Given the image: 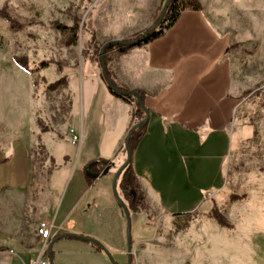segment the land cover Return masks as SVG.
Masks as SVG:
<instances>
[{
	"label": "crops",
	"instance_id": "crops-1",
	"mask_svg": "<svg viewBox=\"0 0 264 264\" xmlns=\"http://www.w3.org/2000/svg\"><path fill=\"white\" fill-rule=\"evenodd\" d=\"M198 1L201 11H183L160 37L123 54L111 52L106 65L118 87L145 93L144 106L149 111L146 133L132 154V170L148 212L129 216L130 249L126 218L113 194L112 178L126 159L122 147L132 126L133 106L110 94L100 66L89 63L68 78L70 117L63 128L42 132L31 96L22 137L15 136L8 118H0L4 126L0 133V264H50L49 245L52 264H112L106 253L90 243L57 239L65 235L94 239L115 264H128L132 242L149 232L150 215L170 219L195 211L204 196L198 195L190 204L191 189L208 167L214 174L212 189L221 186V163L235 105L226 97L224 71L225 66H235L229 48L239 40L217 22H228L240 3L264 0ZM163 3L111 0L109 20L101 22L96 38L101 42L133 39L152 27ZM97 23L92 22L95 30ZM90 38L86 33V45ZM70 129L80 137L77 145L70 142ZM39 147L47 155L46 163H53L32 194V157ZM98 159L109 165L88 188L83 169ZM118 182L116 192L121 198ZM40 222L52 226L47 241L36 234Z\"/></svg>",
	"mask_w": 264,
	"mask_h": 264
},
{
	"label": "rangeland",
	"instance_id": "rangeland-1",
	"mask_svg": "<svg viewBox=\"0 0 264 264\" xmlns=\"http://www.w3.org/2000/svg\"><path fill=\"white\" fill-rule=\"evenodd\" d=\"M110 2L0 0V9L5 7L24 26L13 31L0 19V118L9 119L16 137L26 133L29 96L43 127L58 131L65 126L71 105L68 78L89 63L100 66V48L106 42L97 39L95 31L109 20ZM94 20L97 30L92 28ZM55 23L76 26L73 45H65L70 32L56 29ZM217 25L239 40L229 48L235 66H225L224 71L226 97L235 105L221 163L222 184L212 189L214 174L208 167L191 189L190 204L204 196L195 211L170 219L150 215L149 232L132 242L129 264H264V2L240 3L228 22ZM86 33L91 35L87 45ZM14 58H25L29 71L18 67ZM42 64L47 67L40 68ZM3 127L0 122V133ZM47 159L42 148L33 152L32 194L52 168ZM214 211L226 226L216 223Z\"/></svg>",
	"mask_w": 264,
	"mask_h": 264
},
{
	"label": "trees",
	"instance_id": "trees-1",
	"mask_svg": "<svg viewBox=\"0 0 264 264\" xmlns=\"http://www.w3.org/2000/svg\"><path fill=\"white\" fill-rule=\"evenodd\" d=\"M163 7V5H162ZM162 9V8H161ZM202 10V7L199 3L198 0H171L167 11L162 19V22L159 25V30L154 31L151 35L147 36L145 39H143L141 42L137 43L136 45H141V44H147L149 41L160 37L164 31L170 29L178 20L180 14L183 11H195L199 12ZM0 19L4 20L5 22L8 23L9 28L13 31H20L23 29V24H21L17 18L11 16L5 9V7L0 9ZM156 22V21H155ZM154 22V24H155ZM153 24V25H154ZM152 25V26H153ZM53 27H55L58 30H68L70 32V38L68 41L65 43V45L70 46L73 45L75 40H76V35L74 32L76 31V26H73L71 28L67 27H62L58 24H53ZM149 30V29H148ZM146 32V31H145ZM144 33V32H143ZM143 33L139 34L135 38L141 36ZM134 38V39H135ZM131 46H109L104 50V63H105V75L106 77L110 80L111 85L121 91V92H131L135 93L138 95L140 104L138 103L137 99L133 95H120L111 90L107 85V89L112 94L113 96L121 99L122 101L130 104L133 106L132 110V126L135 124H138L142 122L145 118L147 113H149L148 109L144 106V100H145V93L142 91H128L123 88L118 87L112 80V76L110 72L106 68V63H107V54L113 50H117L118 53L123 54L126 52L127 49H129ZM101 49V48H100ZM14 63L20 67L21 69L25 71H29L28 66H27V60L25 58H14ZM46 64H42L40 68H45ZM103 79V78H102ZM64 79L59 80L53 84L48 85V88H54L61 84ZM106 84V83H105ZM38 126L40 127L42 132H46L48 129L43 127V125L37 121ZM146 126L147 123L143 124L142 126L138 127L133 134L130 136L128 139V147L130 151V160L126 167L122 170V172L119 175V182H118V189L120 192L121 200L124 204V206L120 207L122 208L126 222H129V216L131 213L135 214H145L148 211V206L145 201V198L141 192L138 180L136 176L134 175V172L132 170V154L139 143V141L142 139V137L146 133ZM129 132V130H128ZM127 132V134H128ZM127 136V135H126ZM126 140V137H125ZM124 140V143H125ZM124 143H123V148H124ZM53 163V161H51ZM109 163L98 159L90 162L87 164L84 169H83V177L85 180V183L88 188L92 187L96 180L102 175V172L104 173L108 167ZM213 219L216 221L217 224L220 226H226L224 219L216 212L214 211L213 214ZM57 238V239H61ZM65 239H76L71 236H66L64 237ZM129 243L131 245V238L129 236ZM95 247V250L98 252H104L106 253L105 249L102 247L100 243L92 242L90 243ZM128 248V244H127Z\"/></svg>",
	"mask_w": 264,
	"mask_h": 264
},
{
	"label": "water",
	"instance_id": "water-1",
	"mask_svg": "<svg viewBox=\"0 0 264 264\" xmlns=\"http://www.w3.org/2000/svg\"><path fill=\"white\" fill-rule=\"evenodd\" d=\"M171 0H165L163 7L160 11V14L155 22V24L149 29L147 30L145 33H143L141 36L132 39V40H126V41H121V40H111L106 42L105 44H103V46L101 47L100 53H99V58H100V68H101V73H102V78L104 80V82L106 83V85L113 90L114 92H116L117 94L120 95H133L138 103L140 104V100L137 94L135 93H131V92H121L117 89H115L111 83L110 80L106 77L105 75V63H104V50L109 47V46H136L137 43L141 42L143 39H145L147 36L151 35L154 31H157L160 23L162 22V19L167 11V8L170 4ZM149 119V113H147L146 118L138 123L135 124L133 126H131V128L129 129V132L126 136V140L124 143V150H125V154H126V159L123 162V164L117 169L116 173L114 174L113 178H112V190H113V194L116 197V200L118 201L119 205L124 206L121 198L117 195L116 192V184H117V180L119 178L120 173L122 172V170L126 167V165L128 164L129 160H130V151H129V147H128V139L130 138V136L133 134V132L140 126H142L143 124L147 123ZM126 233H127V244H128V250L130 249V243H129V236H130V219L129 222L127 223V228H126ZM66 236H71L74 237L78 240L87 242V243H92V242H96V240L91 239V238H86L83 236H76V235H65L62 236V238L66 237ZM51 247L52 245L48 246V256H49V261L50 264H52V259H51ZM106 255L108 256V258L110 259V261L112 262V264H115L112 260V258L110 257V255L106 252ZM129 264V263H128Z\"/></svg>",
	"mask_w": 264,
	"mask_h": 264
},
{
	"label": "built area",
	"instance_id": "built-area-1",
	"mask_svg": "<svg viewBox=\"0 0 264 264\" xmlns=\"http://www.w3.org/2000/svg\"><path fill=\"white\" fill-rule=\"evenodd\" d=\"M69 135H70V142L73 145H77L80 141V137L75 134V132L73 130H69ZM51 227L48 223L46 222H40L37 226L36 229V234L37 236L43 240V241H47L50 238V230ZM36 264H48L47 262L43 261V262H37ZM130 264H135L134 262H131Z\"/></svg>",
	"mask_w": 264,
	"mask_h": 264
},
{
	"label": "bare ground",
	"instance_id": "bare-ground-1",
	"mask_svg": "<svg viewBox=\"0 0 264 264\" xmlns=\"http://www.w3.org/2000/svg\"><path fill=\"white\" fill-rule=\"evenodd\" d=\"M159 30V28L157 29V31Z\"/></svg>",
	"mask_w": 264,
	"mask_h": 264
}]
</instances>
